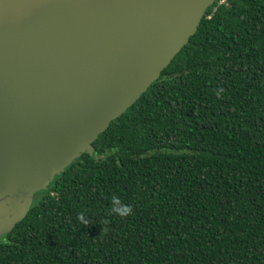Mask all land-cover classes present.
Returning <instances> with one entry per match:
<instances>
[{"label":"trees","instance_id":"trees-1","mask_svg":"<svg viewBox=\"0 0 264 264\" xmlns=\"http://www.w3.org/2000/svg\"><path fill=\"white\" fill-rule=\"evenodd\" d=\"M92 145L0 237V264H264V0H215Z\"/></svg>","mask_w":264,"mask_h":264},{"label":"water","instance_id":"water-1","mask_svg":"<svg viewBox=\"0 0 264 264\" xmlns=\"http://www.w3.org/2000/svg\"><path fill=\"white\" fill-rule=\"evenodd\" d=\"M215 0H0V237L153 83Z\"/></svg>","mask_w":264,"mask_h":264},{"label":"clouds","instance_id":"clouds-1","mask_svg":"<svg viewBox=\"0 0 264 264\" xmlns=\"http://www.w3.org/2000/svg\"><path fill=\"white\" fill-rule=\"evenodd\" d=\"M114 199H117L114 197ZM112 212L115 213L116 215H126V214H130L131 213V206L130 205H121L118 208H113ZM84 217V213H77V219L80 220L81 222H85L83 220ZM105 231H107V228H105Z\"/></svg>","mask_w":264,"mask_h":264}]
</instances>
